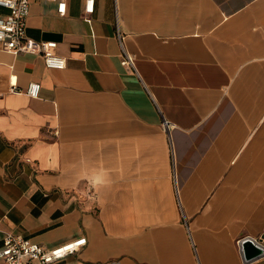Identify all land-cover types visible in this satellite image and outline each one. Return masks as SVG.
Masks as SVG:
<instances>
[{"label":"crops","instance_id":"crops-1","mask_svg":"<svg viewBox=\"0 0 264 264\" xmlns=\"http://www.w3.org/2000/svg\"><path fill=\"white\" fill-rule=\"evenodd\" d=\"M25 34L65 68L0 45V249L245 264L238 242L264 245V0H96L86 19L31 0Z\"/></svg>","mask_w":264,"mask_h":264},{"label":"built area","instance_id":"built-area-1","mask_svg":"<svg viewBox=\"0 0 264 264\" xmlns=\"http://www.w3.org/2000/svg\"><path fill=\"white\" fill-rule=\"evenodd\" d=\"M30 1L0 0V7L6 10V13L0 16V45L9 52L40 55L46 68L62 70L65 68V59L55 53L56 42H35L26 37V19L29 14ZM54 1H56V13L64 15L68 0ZM95 1L83 0L84 19L93 14ZM123 63L129 65L130 59ZM10 91L20 92L21 90L12 87ZM39 91L40 85L38 83H29L23 92L29 98H37ZM163 124L165 129L168 130L169 124L166 121ZM83 245H85V239L80 238L53 248H45L40 245H32L19 235L5 233L2 238L0 259L3 264H55Z\"/></svg>","mask_w":264,"mask_h":264},{"label":"water","instance_id":"water-1","mask_svg":"<svg viewBox=\"0 0 264 264\" xmlns=\"http://www.w3.org/2000/svg\"><path fill=\"white\" fill-rule=\"evenodd\" d=\"M238 247L242 260L245 264L264 257V245L252 238H242Z\"/></svg>","mask_w":264,"mask_h":264}]
</instances>
